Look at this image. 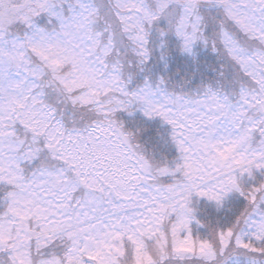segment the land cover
I'll return each instance as SVG.
<instances>
[{
    "label": "snow or ice",
    "instance_id": "6c2138e0",
    "mask_svg": "<svg viewBox=\"0 0 264 264\" xmlns=\"http://www.w3.org/2000/svg\"><path fill=\"white\" fill-rule=\"evenodd\" d=\"M0 264H264V0H0Z\"/></svg>",
    "mask_w": 264,
    "mask_h": 264
}]
</instances>
